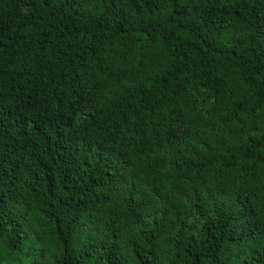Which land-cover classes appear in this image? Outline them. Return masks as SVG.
<instances>
[{
  "label": "trees",
  "instance_id": "trees-1",
  "mask_svg": "<svg viewBox=\"0 0 264 264\" xmlns=\"http://www.w3.org/2000/svg\"><path fill=\"white\" fill-rule=\"evenodd\" d=\"M0 264H264V0H0Z\"/></svg>",
  "mask_w": 264,
  "mask_h": 264
}]
</instances>
